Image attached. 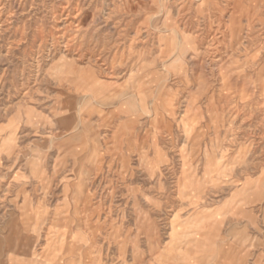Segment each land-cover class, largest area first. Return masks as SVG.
<instances>
[{
  "label": "rangeland",
  "instance_id": "1",
  "mask_svg": "<svg viewBox=\"0 0 264 264\" xmlns=\"http://www.w3.org/2000/svg\"><path fill=\"white\" fill-rule=\"evenodd\" d=\"M0 264H264V0H0Z\"/></svg>",
  "mask_w": 264,
  "mask_h": 264
}]
</instances>
